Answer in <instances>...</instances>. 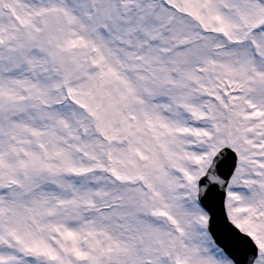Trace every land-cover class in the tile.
Returning a JSON list of instances; mask_svg holds the SVG:
<instances>
[{"label": "snow or ice", "instance_id": "snow-or-ice-1", "mask_svg": "<svg viewBox=\"0 0 264 264\" xmlns=\"http://www.w3.org/2000/svg\"><path fill=\"white\" fill-rule=\"evenodd\" d=\"M0 264H264V0H0Z\"/></svg>", "mask_w": 264, "mask_h": 264}]
</instances>
